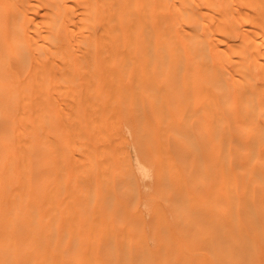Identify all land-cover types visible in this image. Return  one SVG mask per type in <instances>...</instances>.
I'll return each instance as SVG.
<instances>
[{
	"label": "bare ground",
	"instance_id": "6f19581e",
	"mask_svg": "<svg viewBox=\"0 0 264 264\" xmlns=\"http://www.w3.org/2000/svg\"><path fill=\"white\" fill-rule=\"evenodd\" d=\"M0 264H264V0H0Z\"/></svg>",
	"mask_w": 264,
	"mask_h": 264
}]
</instances>
